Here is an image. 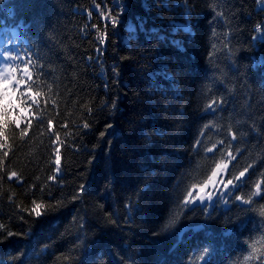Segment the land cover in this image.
Returning a JSON list of instances; mask_svg holds the SVG:
<instances>
[{
    "label": "trees",
    "instance_id": "trees-1",
    "mask_svg": "<svg viewBox=\"0 0 264 264\" xmlns=\"http://www.w3.org/2000/svg\"><path fill=\"white\" fill-rule=\"evenodd\" d=\"M257 27L264 0H0L27 108L0 117V264H201L205 245L211 264H264V196L210 217L196 202L165 228L217 163L225 180L248 168L235 195L264 189Z\"/></svg>",
    "mask_w": 264,
    "mask_h": 264
},
{
    "label": "snow or ice",
    "instance_id": "snow-or-ice-1",
    "mask_svg": "<svg viewBox=\"0 0 264 264\" xmlns=\"http://www.w3.org/2000/svg\"><path fill=\"white\" fill-rule=\"evenodd\" d=\"M112 23L113 26H115L117 22L116 16H112ZM185 31H187V27H185ZM256 31L259 33L261 31L260 27H257ZM256 39V37H254ZM101 43L104 42V37H101L100 40ZM5 60L9 59H17V57H9L5 55L3 57ZM15 71V70H13ZM5 75H3L2 78H0V117L3 118V124L7 125L9 123L8 117L10 114V111L13 110L14 108H19L20 111H26L27 108L23 105H14L13 103V97L15 96L16 93V88L19 87L21 81L18 78H13L11 76V73L7 72L6 70ZM32 85H29V88H31ZM27 95H33V103H36L35 96L39 95V92L32 93L29 91ZM26 98V97H25ZM217 103L216 101H213V103L208 105L209 109L213 108V104ZM113 107H115V102H113ZM91 111V109L89 110ZM16 127H20V121L17 119L15 121ZM29 123H31L29 121ZM90 125L85 122L84 128H88ZM111 127V125H109ZM27 134V129H23L21 131V136H24ZM104 133H101V136H103ZM233 139H236L235 135H233ZM197 144H200V141H197ZM0 147H3V145H0ZM59 150L57 149V152ZM209 152L212 151V149H208ZM5 157H7L8 152L5 151L3 153ZM231 156L232 154L229 153ZM235 157H233L234 159ZM209 159H214V157H209ZM61 157L60 155H56V164L59 166L60 164ZM222 167L224 169H227V165H221L220 163L215 164L214 168H211V174L208 175L207 172L204 173L206 175V179L202 181H197L194 179L192 186L190 189H185L184 192L180 196L181 202H178L177 207L179 208V212H173L171 219L167 224H165V228L171 227L178 223L182 217V215L187 211H195L196 208L192 207L193 205L196 204L197 201L200 202V204L197 206L199 207L200 211H202L206 217L211 216V212L209 211V208H213L215 204L223 202L225 205L226 209L227 206L234 203L235 201H239L240 205H255L256 203H259L258 200H255V197H261L264 196V189L261 187L260 182L255 183V190L252 191L250 194H242V195H235V192L239 189H241L246 181L242 180L243 177H245V173L248 171V168H245L243 171L239 172V175H235L231 172H227L228 178L225 180L224 176L221 174V169ZM251 167V165L249 166ZM16 173L13 172L11 176H9V179L12 178V176H15ZM222 185V188H221ZM84 186L81 185L80 191L83 192ZM214 197L216 199H214ZM234 197V200L232 199ZM78 197L74 196L73 199H76ZM207 201V203H205ZM202 206V207H201ZM51 207V205H49ZM44 208V205L40 203H36L33 201V206L31 210L29 211V214H35L37 217L40 215H43L44 213L41 211V209ZM27 211L26 209H22ZM241 211H250L252 210L251 208L244 209L241 208ZM261 215H264V210L261 211ZM23 219V217H22ZM230 222V221H226ZM261 226L264 227V221L261 222ZM204 227L203 225H192L190 226L191 230L199 229ZM237 227H244V222L241 224L237 225ZM234 231V230H233ZM259 231V228L257 229ZM14 235L13 232L9 231L8 236ZM264 235V233H262ZM251 247L255 248V245H250ZM202 254L198 255V259L201 261V264H211V256L212 252L209 251V246L205 245L203 249L200 250ZM190 264H193L192 261H190Z\"/></svg>",
    "mask_w": 264,
    "mask_h": 264
},
{
    "label": "rangeland",
    "instance_id": "rangeland-1",
    "mask_svg": "<svg viewBox=\"0 0 264 264\" xmlns=\"http://www.w3.org/2000/svg\"><path fill=\"white\" fill-rule=\"evenodd\" d=\"M254 37H256V39H254V42H257L258 40L262 39L264 37V28H261V31L259 33L256 31L253 38ZM3 57L4 56H0V76L7 74L6 70H8L9 60H5ZM22 70H24V76H26L27 78H30V73L27 67L26 66L22 67ZM223 172H224V168L222 167L221 174H223ZM221 188H222V185H221ZM197 202L200 203L199 201Z\"/></svg>",
    "mask_w": 264,
    "mask_h": 264
}]
</instances>
